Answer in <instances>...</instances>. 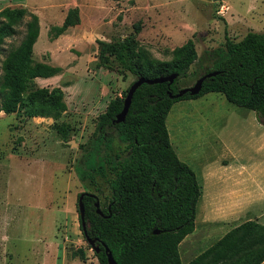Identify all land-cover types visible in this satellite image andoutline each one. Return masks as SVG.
I'll use <instances>...</instances> for the list:
<instances>
[{
    "label": "rangeland",
    "instance_id": "obj_1",
    "mask_svg": "<svg viewBox=\"0 0 264 264\" xmlns=\"http://www.w3.org/2000/svg\"><path fill=\"white\" fill-rule=\"evenodd\" d=\"M2 1L37 16L41 34L32 60L61 65L57 86H68L61 88L66 111L56 121L0 113V264H98L78 228L76 200L80 193L92 194L104 208L108 191L101 182L98 192L79 181L74 164L93 135L96 117L134 77L119 71L112 58L109 70L97 67L96 41L122 40L138 24L135 40L157 63L169 61L172 49L191 40L197 58L178 82L188 88L211 63L208 53L223 44L224 31L236 40L248 31L264 32V0H23L25 6ZM73 7L79 22L62 37L59 45H65L53 51L47 31ZM16 30L5 40L6 49L20 41L23 27ZM58 125L67 130L63 140L55 131ZM165 126L174 153L193 172L201 192L210 173H237L232 224L200 221L196 202L193 233L186 240L199 242L195 254L238 225L251 201L247 217L258 214L264 221V126L252 111L210 93L174 103Z\"/></svg>",
    "mask_w": 264,
    "mask_h": 264
},
{
    "label": "trees",
    "instance_id": "obj_2",
    "mask_svg": "<svg viewBox=\"0 0 264 264\" xmlns=\"http://www.w3.org/2000/svg\"><path fill=\"white\" fill-rule=\"evenodd\" d=\"M78 22L77 8H68L61 24L49 27L48 40L56 39ZM19 26L23 27L20 41L16 47L6 49L5 40L14 36ZM38 32L37 16L25 8L0 10V113L56 121L66 111L61 88L68 84L51 89L37 87L35 79L61 73L59 67L32 60ZM138 32L139 25L134 24L132 34L122 40L96 41L97 67L109 70L112 58L118 70L129 73L134 80L172 74L176 77L171 84H141L132 95L123 122L113 124L128 87L120 98L110 99L96 117L93 135L76 159L74 172L79 181L98 192L99 182L105 184L108 197L104 208L98 205L100 216L95 212L96 197L80 193L85 234L98 250L93 251L98 264H107L102 246L108 249L115 264H182L178 244L193 231L201 190L193 172L171 147L166 116L174 103L212 93L252 111L264 126V32L248 31L236 40L224 31L223 44L208 53L211 63L203 67L198 78L216 74L203 80L197 95L184 94L179 98H169L168 93L175 95L184 89L178 82L189 75L197 58L193 42L187 40L172 49L169 61L155 63L135 40ZM55 131L61 140L67 136L64 125L56 126ZM77 220L81 232L78 216ZM154 230L157 235L152 234ZM78 252L82 259L81 251ZM263 261L264 226L247 220L185 264Z\"/></svg>",
    "mask_w": 264,
    "mask_h": 264
},
{
    "label": "crops",
    "instance_id": "obj_3",
    "mask_svg": "<svg viewBox=\"0 0 264 264\" xmlns=\"http://www.w3.org/2000/svg\"><path fill=\"white\" fill-rule=\"evenodd\" d=\"M16 2H17V4H19L21 6H25V3L23 0H17ZM4 3H5V1H2L0 3V5L3 6L2 8H0V10H2L3 8L6 7V4L3 5ZM63 18H64V14L62 13L61 18H60L61 22H62ZM38 26H39V22H38ZM56 26H58V25H56ZM71 28L66 29L64 31V33H62L56 39L52 40L54 42L52 44L54 46L53 51L57 50V49L60 50L59 48H61L62 46L65 45L64 41H62L61 45H59V44L61 43L60 41H61L62 37L64 36V34L68 30H71ZM40 34H41V32H40V26H39L38 36ZM38 41H39V39L36 40L35 44H37ZM32 50H33V48H32ZM53 51H51V53ZM46 63L47 64L52 63V59L50 60V62H46ZM49 65H51V64H49ZM54 65H51V66H54ZM54 67H59V68H61V71H62L61 65L60 66H54ZM61 76H62V74L60 73L59 75H56V76H53L50 78H46V79L37 78V79H35V83L40 82L45 87L48 86V88L51 89V88L57 87V82L61 78ZM236 176H237V173H230V174L226 173L225 174V173H221V172H214V173H210V175L208 177L204 178L205 183L203 185V189H202V192L200 194V198L198 199V201L200 202V212H199L200 221L204 220L206 222H216V223H220V224H224V225L232 224L234 222V219H233L234 216L231 214V208H232V204L234 203V200L236 198V195H234L233 193L237 192L238 187H239V185L236 184V182H235ZM212 187L214 188L213 190H211ZM252 188L253 187H248L245 190L247 191L249 189V191L252 192L253 191ZM252 203H254V201H251V203H249L247 206L245 205L246 207H244V208H246V210L244 211V213L242 215L244 219L242 221H240L238 223V225L247 221V220H253V221H256L257 223L264 226V221L261 220V215L256 214L253 217H250V218L247 217V214H248L247 210L252 205ZM222 227H224V226H222ZM222 229H220V230H222ZM229 230L225 231L219 238H221ZM192 233H193V231L190 234H188L187 236H185L182 239V241L178 244V255H179V259H180L182 264L189 262L195 256H197L202 251H204V250H202V251H199L195 254L194 248H195L196 244L197 245L199 244V242L197 240H194L193 243H191L190 245L186 244V240H187L188 236L189 235L191 236ZM206 236L209 237L210 233H208V234L206 233ZM183 245L186 246V251L180 252V248ZM182 257H184V258L187 257V258L185 260H182ZM261 264H264V261Z\"/></svg>",
    "mask_w": 264,
    "mask_h": 264
},
{
    "label": "water",
    "instance_id": "obj_4",
    "mask_svg": "<svg viewBox=\"0 0 264 264\" xmlns=\"http://www.w3.org/2000/svg\"><path fill=\"white\" fill-rule=\"evenodd\" d=\"M216 73H210V74H206L202 77H199L198 79L195 80V82L193 83L192 86L188 87V88H184L181 89L180 91H178L175 95H172L171 93H168V97L169 98H179L184 94H188L189 96H195L198 94V92L201 89V84L203 82V80L205 78H209V77H213ZM176 75L172 74L166 77H158L155 79H143V78H137L134 81L131 82V84L128 86V89L125 93L124 99L122 101V108L120 110V112L118 114L115 115L114 120H113V124H118L123 122L125 115L127 113L131 98L133 93L135 92V90L141 85V84H146V85H153V84H160V83H167V84H171L172 81L175 79ZM82 195L80 194L77 197L76 200V208H77V214H78V218L80 221V227H81V233L84 237V240L86 242V244L90 247V249L92 251H94L95 253L98 251L97 248L94 246V242L92 240H89L86 237L85 234V228H84V222H83V205H82ZM94 207H95V212L98 215H102L99 208H98V201L95 198V203H94ZM153 235H157L158 231L154 230L152 231ZM104 253L106 255V262L107 264H115L114 260L112 259L108 249L105 246H102Z\"/></svg>",
    "mask_w": 264,
    "mask_h": 264
}]
</instances>
